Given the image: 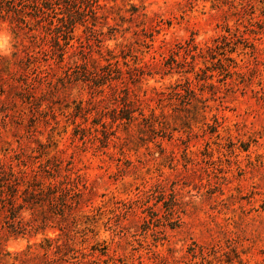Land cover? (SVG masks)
<instances>
[{
    "label": "rangeland",
    "instance_id": "obj_1",
    "mask_svg": "<svg viewBox=\"0 0 264 264\" xmlns=\"http://www.w3.org/2000/svg\"><path fill=\"white\" fill-rule=\"evenodd\" d=\"M0 264H264V0H0Z\"/></svg>",
    "mask_w": 264,
    "mask_h": 264
},
{
    "label": "clouds",
    "instance_id": "obj_2",
    "mask_svg": "<svg viewBox=\"0 0 264 264\" xmlns=\"http://www.w3.org/2000/svg\"><path fill=\"white\" fill-rule=\"evenodd\" d=\"M4 47V45L3 44H0V49H2Z\"/></svg>",
    "mask_w": 264,
    "mask_h": 264
}]
</instances>
